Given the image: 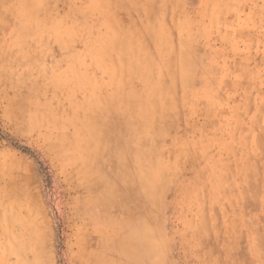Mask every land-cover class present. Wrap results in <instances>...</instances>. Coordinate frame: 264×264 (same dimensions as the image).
I'll return each instance as SVG.
<instances>
[{
	"label": "rangeland",
	"instance_id": "1",
	"mask_svg": "<svg viewBox=\"0 0 264 264\" xmlns=\"http://www.w3.org/2000/svg\"><path fill=\"white\" fill-rule=\"evenodd\" d=\"M0 264H264V0H0Z\"/></svg>",
	"mask_w": 264,
	"mask_h": 264
},
{
	"label": "bare ground",
	"instance_id": "2",
	"mask_svg": "<svg viewBox=\"0 0 264 264\" xmlns=\"http://www.w3.org/2000/svg\"><path fill=\"white\" fill-rule=\"evenodd\" d=\"M133 240L129 241V243H126V245L122 246V256H119V260H123L124 258L128 259H133L134 256V251H133Z\"/></svg>",
	"mask_w": 264,
	"mask_h": 264
}]
</instances>
